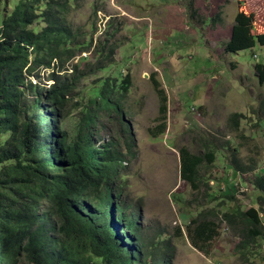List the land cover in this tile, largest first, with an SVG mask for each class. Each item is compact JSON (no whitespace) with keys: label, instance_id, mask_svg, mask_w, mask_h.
Here are the masks:
<instances>
[{"label":"rangeland","instance_id":"rangeland-1","mask_svg":"<svg viewBox=\"0 0 264 264\" xmlns=\"http://www.w3.org/2000/svg\"><path fill=\"white\" fill-rule=\"evenodd\" d=\"M19 1L5 0L7 11L11 13ZM71 3L68 22L87 44L62 74H71L77 64L83 69L84 64L94 63L97 42L118 49L114 65L81 82V106L70 112L63 130L76 131L83 108L93 99L92 88L103 89L104 80L121 82L130 77V89L122 92L125 97L118 104L125 110L123 121L130 124L131 137L121 132L120 115L109 118L102 113L95 140L120 145L124 156L121 203L140 209L146 240L159 251L175 249L171 264H264V239L239 251V231L234 233L222 218L237 208L241 212L255 209L264 223V191L257 185L258 179L264 180V83L255 70L264 66V48L237 55L224 51L241 14L246 16L249 35L264 34V0ZM42 23L35 27L43 29ZM49 76L47 71L42 74L47 88L54 84ZM155 83L167 98L164 135H158L163 117ZM119 94L115 93V99ZM207 145L216 152V163L207 176L210 198L203 192L192 193L181 179V150L201 155ZM234 163L249 171L236 185V203L231 205L220 188H227ZM213 211L222 216L210 255L205 256L192 247L188 229L202 212Z\"/></svg>","mask_w":264,"mask_h":264},{"label":"trees","instance_id":"trees-1","mask_svg":"<svg viewBox=\"0 0 264 264\" xmlns=\"http://www.w3.org/2000/svg\"><path fill=\"white\" fill-rule=\"evenodd\" d=\"M72 1L78 0H20L9 13L0 0V264H171L175 249H153L144 237L140 209L121 203L120 145L95 140L102 113L120 115L121 132L131 137L130 124L123 121L125 110L118 104L125 97L122 92L130 89V77L104 80L103 89L92 88L93 99L83 108L76 131L62 128L70 112L81 106V82L114 65L118 49L97 42L94 63L83 69L77 64L71 74H62L87 44L68 22ZM42 22L45 27L38 30L35 26ZM257 46L264 48V34L249 35L241 14L224 51L237 55ZM255 70L263 84L264 66ZM44 71L54 82L50 88L42 83ZM155 86L163 117L158 135H164L167 98ZM206 148L201 155L181 150V179L192 193L210 198L207 176L216 152L210 145ZM233 167L227 188H220L231 205L237 191L232 182L249 171L237 163ZM257 185L264 191L262 178ZM220 216L202 212L188 229L192 247L205 256L218 236ZM222 218L234 233L239 231V251L264 239V223L255 209L237 208Z\"/></svg>","mask_w":264,"mask_h":264},{"label":"built area","instance_id":"built-area-1","mask_svg":"<svg viewBox=\"0 0 264 264\" xmlns=\"http://www.w3.org/2000/svg\"><path fill=\"white\" fill-rule=\"evenodd\" d=\"M243 179H244V176H240V180L236 185H238V186L241 185L243 182ZM236 189H237V186H236Z\"/></svg>","mask_w":264,"mask_h":264},{"label":"clouds","instance_id":"clouds-1","mask_svg":"<svg viewBox=\"0 0 264 264\" xmlns=\"http://www.w3.org/2000/svg\"><path fill=\"white\" fill-rule=\"evenodd\" d=\"M233 177H234V175H232ZM241 176V175H240ZM242 176H244L245 177V175H242ZM237 182H239V181H237Z\"/></svg>","mask_w":264,"mask_h":264}]
</instances>
